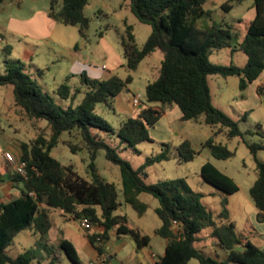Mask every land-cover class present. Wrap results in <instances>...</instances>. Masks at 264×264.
I'll return each instance as SVG.
<instances>
[{
    "label": "trees",
    "instance_id": "trees-1",
    "mask_svg": "<svg viewBox=\"0 0 264 264\" xmlns=\"http://www.w3.org/2000/svg\"><path fill=\"white\" fill-rule=\"evenodd\" d=\"M124 1L139 21L151 26L150 34L140 47L131 27L128 26L119 36L127 75L124 78L117 75L91 78L80 73L83 90L71 88L66 82L54 89L60 98L68 100L65 106L45 92L32 73L22 70L23 64L19 59L8 57L10 46L3 45L6 57L4 72L0 73V85H10L16 111L32 122L45 120L50 135L47 138L38 132L33 139L19 143V158L25 161V173L14 171L10 176L22 184L19 196L0 201V264L58 262V255L53 252L49 253L45 263L41 262L32 247L25 248L16 256H11L6 250L21 230L32 229L43 237L51 227L50 209H59L76 220L85 216L92 226L98 228L83 229L100 260L82 263L71 241L61 239L57 243L60 254L73 264H108L110 256L104 255V244L112 234L130 236L136 249L147 245L150 240L147 234L128 227L124 215L114 214L122 201L142 214L147 204L138 198L140 193L150 194L158 201L154 211L161 224L154 232L165 240V246L153 264H187L191 258L197 259L198 264H264V249L249 240L243 241V236L230 219L227 195L238 190L232 177L209 161L201 165L200 179L221 194L219 210L214 213L200 201L202 193L193 191L183 178L154 183L144 180L146 165L169 158L167 144H164V150L147 157L146 163L138 167H133L119 155L122 149H135L140 142L152 141L149 128L155 125L166 107L175 104L181 111V120H196L202 116L206 124L215 128L201 144L214 158L225 159L234 155V150L215 140L218 134L229 139L242 138L256 170L248 195L259 215H264V159L257 157V152L264 149V133L256 132L262 138L259 142L246 141L244 134L253 132L241 130L236 120L212 103L207 79L212 74L234 75L239 78V88L244 89L264 70V0H252L255 13L240 42L231 25H199L200 20L210 18V10L203 8L206 0ZM242 1L227 0L221 8L226 11ZM88 2L50 0L48 15L64 24L76 26L79 35L85 37L89 18L84 7ZM224 47L243 51L247 56L245 64L222 65L208 60V54ZM155 50L162 53L157 76L145 84L144 99L140 98L136 105L139 107L135 115L120 119L118 126L112 127L96 112V105L113 108L116 96L132 81L131 72ZM79 92L83 95L76 101V93ZM63 132L78 140H62L72 152L84 149L88 153L86 168L89 179L79 175L71 164H63L51 155ZM100 149L104 150L108 161L119 167L121 188L98 174L95 159ZM173 149L179 162L192 160L199 153L187 138ZM206 228L210 229L208 236L226 250L221 261L197 246L198 233Z\"/></svg>",
    "mask_w": 264,
    "mask_h": 264
},
{
    "label": "rangeland",
    "instance_id": "rangeland-1",
    "mask_svg": "<svg viewBox=\"0 0 264 264\" xmlns=\"http://www.w3.org/2000/svg\"><path fill=\"white\" fill-rule=\"evenodd\" d=\"M227 0H206L203 8L210 10V18L202 19L199 25L218 23L231 25L237 33V40L241 41L248 22L254 16L255 9L252 0H244L234 4L229 10H223L221 4ZM50 0H2L0 1V73L4 72L5 53L3 45H10L8 57L19 59L23 64V71L32 73L35 80L42 89L55 98L61 106L68 103L67 99L60 98L54 89L62 82H66L71 88L79 87L83 90L80 81V73L88 77L106 78L117 75L124 78L128 71L125 67V58L119 43V36L125 33L126 28L131 27L135 42L140 47L151 32V26L137 19L124 0H89L84 7V13L89 18L87 36L78 34L77 27L64 24L52 19L49 15ZM52 21L49 25L44 18ZM37 22V23H36ZM201 23V24H200ZM162 53L155 50L140 61L136 70L131 72L132 81L115 98L113 108L104 104L96 105V112L102 116L112 127L116 128L120 119L134 116L139 106H134L127 99L131 94L139 92L144 99L145 84L153 80L158 73ZM247 56L241 50H233L224 47L208 54V60L222 65L234 64L243 66ZM73 61L78 62L79 70L71 71ZM102 64L106 67L101 68ZM40 68L42 71L38 70ZM212 103L231 116L238 122L241 130H249L253 133L244 134V139L249 142L262 140L258 133H264V92L258 94L252 90V86L244 89L239 88L237 76H221L212 74L207 77ZM83 93H76L75 100H79ZM11 86L0 85V164H4V150L13 154L12 148H17L18 142L33 139L38 132L49 137L50 128L45 120L32 122L17 113L12 99ZM244 112L247 115L244 116ZM174 113L162 116L153 127L149 128L152 141H143L136 144L135 149H122L119 155L127 159L133 167L146 163L147 157L156 155L164 150V144L168 145L170 156L168 159L152 162L145 166L147 183H154L166 179L183 178L193 191L201 192L200 201L208 210L215 212L219 207L220 193L211 184L200 179L199 170L201 165L209 161L225 174L232 177L239 186L234 196L245 204L244 198L248 197V189L256 177L255 162L249 153L244 141L240 137L227 138L223 134L215 137L217 142L225 144L234 155L225 159L214 158L209 150L201 147L204 140L211 135L213 126L206 124L201 116L200 119L180 120L174 117ZM78 142L77 139L69 137L66 132L60 135V140L51 150V155L63 164H71L79 175L89 179L86 163L88 153L82 149L72 152L62 142L69 139ZM187 138L199 153L189 161L179 162L174 155L173 149L181 139ZM258 157L264 159V149L258 151ZM97 172L101 178L115 183L121 188L120 170L116 164L108 161L104 156V150L100 149L95 159ZM139 198L148 203L144 214L138 216L136 211L119 199L122 205L114 211L124 213L128 216L130 224L143 221L148 229H152L159 223V218L154 212L158 205L157 199L147 193H142ZM245 208L246 206L243 205ZM235 208V207H234ZM235 212V209H234ZM237 213V212H236ZM239 214V213H238ZM52 230L62 228L64 225L71 228V234L82 235L78 221H63L57 210L50 213ZM238 222L240 219L237 217ZM209 228L198 233L197 246L204 253L211 255L221 261L226 256V250L216 244L213 237H207ZM39 235L30 229L18 232L6 250L11 256H16L25 248H34L39 251V243H34ZM127 243L116 255L123 264H148L145 257L134 252V241L128 235ZM164 240L153 234L148 250L158 254L163 252ZM56 254L55 252H53ZM83 253L79 250V258L85 260ZM61 262L55 264H73L68 258L58 253ZM157 258V256H156ZM47 260L43 261L45 263ZM33 263V261H32ZM31 263V264H32ZM10 264V263H6ZM187 264H198V260L191 258Z\"/></svg>",
    "mask_w": 264,
    "mask_h": 264
},
{
    "label": "crops",
    "instance_id": "crops-1",
    "mask_svg": "<svg viewBox=\"0 0 264 264\" xmlns=\"http://www.w3.org/2000/svg\"><path fill=\"white\" fill-rule=\"evenodd\" d=\"M44 18H46V17H44ZM45 21H46V23H48V25L52 22V21H48L47 18L45 19ZM238 42H240V41H238ZM5 44H8V43H5ZM76 66H78V62L73 61V66L71 67V71H72V69H74L76 72L81 71V70H79V67L76 69L75 68ZM103 67L105 68L106 66L104 64H102L101 68H103ZM37 69L42 71L40 68H37ZM94 77H96V76H93V78ZM247 86H248V88H249V86H252V90H255L258 94L263 93L264 92V70L260 73V75L255 80L250 82ZM11 90H12V88H11ZM127 100L130 102V98H128ZM171 112L174 113V115H175L174 117H178L180 119L181 111L179 110V108L175 104H172V105H169L168 107H166L164 112L160 115L159 119L162 116L167 117L169 115V113H171ZM198 119H200V117ZM19 143L20 142H18V144H17V148H12L13 149V155L16 158H19L20 153H21ZM4 151H7V150H4ZM257 157H258V152H257ZM258 158H260V157H258ZM13 173H14V170H13L12 166L6 160H5L4 164H0V174H1L0 201H3V202L9 201L13 198L18 197L20 194V188H21L22 184L20 182H16V181L11 179L10 176ZM238 190H239V186H238ZM234 193L227 195V207L229 210L230 219L234 222L236 230L243 236V241L249 240V241L253 242L254 244H256L257 246H260L261 248L264 249V215H259V210L255 207V205L253 204V202L251 201L250 198L245 197L244 198L245 204H244L240 200H238L237 197L234 196ZM141 194L142 193H140L138 195V198ZM141 201H143V200H141ZM143 202H145V201H143ZM145 203L147 204V207H148V203L147 202H145ZM121 205H122V203L120 204V206ZM243 205H245L246 208ZM155 207H154V209H155ZM234 209H235V212H234ZM55 210H57V212L61 215L63 221H67V220H73L76 222L78 221V226L82 232V235L71 234V232H70L71 228L69 226H66V225H64L62 228H59L57 230H52L51 229L52 228V221H51V227L48 230V232L43 237L39 236L38 239L34 240V243L38 242L39 244H41V246L39 245L40 247L38 248L39 251L37 254V257L39 258V260L41 262L48 260V255L50 252H55L56 255H58L59 250L57 249V243L61 239H68L69 241H71V243L73 244V246L77 252L78 258H79V250L83 253V255H84L83 257L85 258V260H81L79 258V260L82 263H88L89 261L99 260L100 257L98 256L96 249L93 247V245L89 241L88 237L86 236L84 229L81 227V225L79 223V220L72 218L71 215L62 212L59 209H50L49 214ZM218 210H219V207L215 210L214 213H216ZM144 212L142 214H138L137 212L136 213L138 216H142L144 214ZM117 215H124L126 217L125 224L128 227L138 230L141 234H147L150 237V239H151V236L153 234H155V232H154L155 229L157 227H159L161 224V221L159 219V223L156 224L157 226H155L152 229H148L146 227L145 223L141 220H139V223H137V224H130L129 218L126 214L117 213ZM237 217L240 219V222H238ZM91 228H92V230L98 229L95 226H92ZM30 230H32V229H30ZM209 231H210V229H209ZM34 233H36V232H34ZM208 234L206 235L207 237H209ZM126 236L127 235L116 236V235L112 234L107 239V241L105 242V244H104V248H105L104 255L110 256L109 264H123L122 261L119 260V258H116V255L119 251L122 250L124 245L127 243ZM149 243H150V240H149ZM149 243L145 246L140 247L139 249H136L135 243H134V252H136L137 254L140 253L143 257H145L148 264H153V262L156 259V256H158L160 254H158L157 252H154L153 250H148L147 246L149 245ZM164 246H165V240L163 243V251H164ZM61 261H62V259H61V257H59L58 262H61ZM34 262L35 261H33V263ZM138 264H142V262L140 260H138Z\"/></svg>",
    "mask_w": 264,
    "mask_h": 264
},
{
    "label": "built area",
    "instance_id": "built-area-1",
    "mask_svg": "<svg viewBox=\"0 0 264 264\" xmlns=\"http://www.w3.org/2000/svg\"><path fill=\"white\" fill-rule=\"evenodd\" d=\"M140 98H141V94L139 92L132 93L131 98H130V102L134 106H136V105H138ZM3 156H4L5 160L12 166V168L15 172H18L20 174L25 173V161L24 160H21L20 158L14 157V155L10 151H4ZM79 223H80L82 228L92 227L91 223L89 222V220L85 216H82L79 219Z\"/></svg>",
    "mask_w": 264,
    "mask_h": 264
},
{
    "label": "water",
    "instance_id": "water-1",
    "mask_svg": "<svg viewBox=\"0 0 264 264\" xmlns=\"http://www.w3.org/2000/svg\"><path fill=\"white\" fill-rule=\"evenodd\" d=\"M234 39V38H233Z\"/></svg>",
    "mask_w": 264,
    "mask_h": 264
}]
</instances>
